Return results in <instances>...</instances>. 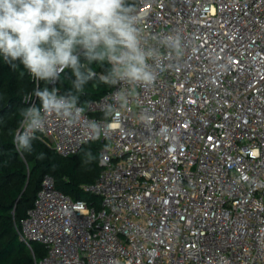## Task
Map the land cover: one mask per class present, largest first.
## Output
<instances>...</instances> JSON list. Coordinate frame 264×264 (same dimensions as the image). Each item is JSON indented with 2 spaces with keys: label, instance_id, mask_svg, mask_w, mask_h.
<instances>
[{
  "label": "built area",
  "instance_id": "built-area-1",
  "mask_svg": "<svg viewBox=\"0 0 264 264\" xmlns=\"http://www.w3.org/2000/svg\"><path fill=\"white\" fill-rule=\"evenodd\" d=\"M134 8L147 46L159 49L149 64L164 67L154 85L118 82L78 124L49 114L35 133L63 157L91 140L105 144L85 187L101 206L73 200L45 174L20 240L34 264H264V0ZM173 34L182 55L158 43Z\"/></svg>",
  "mask_w": 264,
  "mask_h": 264
},
{
  "label": "clouds",
  "instance_id": "clouds-1",
  "mask_svg": "<svg viewBox=\"0 0 264 264\" xmlns=\"http://www.w3.org/2000/svg\"><path fill=\"white\" fill-rule=\"evenodd\" d=\"M157 40L161 47L182 55L178 34ZM78 49L83 50L89 63L111 64L107 74L99 75V80L109 85L123 81L152 86L158 69L164 70L162 65L149 64L160 54L159 49L147 46L135 8L128 0H0V55L6 62L19 59L32 77L45 82L57 80L60 73L71 68L73 87L82 92L84 84L97 73L80 63ZM33 95L40 99L41 107L20 110L23 130L13 139L18 150L28 152L32 151L35 133L44 130L49 114L61 117L71 127L81 121L84 112L78 106V97L58 96L55 88L50 91L37 87ZM113 98L122 106L127 104L125 92L118 91ZM112 112V105H107L106 115ZM88 128L94 137L101 133L95 121L88 122ZM40 155L43 157V153ZM85 156L92 158L90 152Z\"/></svg>",
  "mask_w": 264,
  "mask_h": 264
},
{
  "label": "trees",
  "instance_id": "trees-1",
  "mask_svg": "<svg viewBox=\"0 0 264 264\" xmlns=\"http://www.w3.org/2000/svg\"><path fill=\"white\" fill-rule=\"evenodd\" d=\"M137 1L128 0V3L134 6ZM77 54L81 64L97 73L84 84L82 92L73 87L75 76L71 68H66L55 83L40 80L37 85L19 59L9 63L0 55V264H34L33 253L20 240L17 226L32 207L45 174H51L57 189L73 200L86 202L96 209L101 206L100 198L85 187L94 184L98 177L99 154L104 143L91 140L69 157L61 156L36 137L31 152L18 150L13 143L21 126L20 110L31 107L34 99L35 106L41 107L40 99L33 95L37 87L41 90L47 87L50 91L55 88L57 95L67 98L76 96L78 106L83 109L110 91L111 85L101 82L99 75L107 74L111 64L107 61L89 63L82 49H78ZM25 97L31 99L25 101ZM86 152H90L92 158L86 157ZM45 253L41 245H34L37 258Z\"/></svg>",
  "mask_w": 264,
  "mask_h": 264
}]
</instances>
